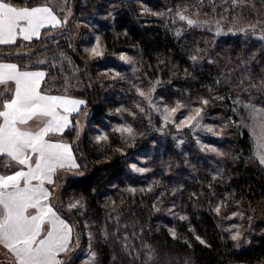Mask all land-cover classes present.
I'll use <instances>...</instances> for the list:
<instances>
[{"label":"trees","instance_id":"trees-1","mask_svg":"<svg viewBox=\"0 0 264 264\" xmlns=\"http://www.w3.org/2000/svg\"><path fill=\"white\" fill-rule=\"evenodd\" d=\"M44 1L30 0L29 5ZM52 2L61 25L42 30L31 41L0 44V64L44 70L43 92L86 102L76 117L89 115L85 135H78L75 121L62 136L72 145L78 168L59 183L52 204L77 234L60 264H76L88 244L87 224L93 228L96 264H264V168L251 154L249 133L232 130L234 138L226 146L230 157L222 162L226 167L221 175L222 160L215 154L195 152V166L188 167L171 144L159 153L164 138L146 102L151 91L165 100L206 99L212 111L227 117L231 100L237 98L264 106V0L198 4L195 10L223 25L245 22L250 27L217 40L208 31L178 22L175 14L139 17L134 1L119 9L103 34L104 55L94 60L83 53L78 25L96 0H67L71 12L57 8V0ZM153 3L148 4L159 7ZM195 4L191 0L187 6L191 10ZM126 54L137 63L135 74H127L120 64ZM114 116L129 123L133 136L117 132L102 144L87 138L95 125L107 131ZM168 147L171 154L177 153L172 165L164 161ZM138 157L148 160L145 167L150 171L132 170ZM18 168L15 161L0 156V172L11 174ZM71 197L87 205V223L79 210L67 209ZM0 264L16 263L0 249Z\"/></svg>","mask_w":264,"mask_h":264},{"label":"crops","instance_id":"crops-1","mask_svg":"<svg viewBox=\"0 0 264 264\" xmlns=\"http://www.w3.org/2000/svg\"><path fill=\"white\" fill-rule=\"evenodd\" d=\"M22 17V10L0 3V44L25 40L16 34ZM59 25L53 11L52 23L40 34ZM46 75L0 64V156L19 165L11 174L0 172V249L16 264H60L73 237L52 197L78 168L72 145L62 136L78 124L86 102L43 92Z\"/></svg>","mask_w":264,"mask_h":264},{"label":"rangeland","instance_id":"rangeland-1","mask_svg":"<svg viewBox=\"0 0 264 264\" xmlns=\"http://www.w3.org/2000/svg\"><path fill=\"white\" fill-rule=\"evenodd\" d=\"M134 1L138 2L137 12L139 17L142 15L146 20H149L150 16L164 17L171 14V16H173L175 14L178 22L187 25V27L200 29L203 32L208 31L216 40L217 38L236 35L241 31L250 29L245 22L240 24L232 23L231 26L223 25L221 20L208 18V16L204 14L205 11L199 12L198 10H195L198 4H203V0H195L197 4H195L196 6L192 5L191 10L190 7L187 6V3L191 0H187V2L183 4L175 3L174 0H96L93 9L89 13L82 15L79 21L80 24L78 25L79 28L82 29V31H80V34L82 33L81 48L83 49L84 55H86L89 60L100 59L103 57L105 52L103 34L108 27L115 22V19L119 14V9H124L126 5H129ZM149 1H153V5L159 7H151L148 4ZM29 2L30 0H0V3L8 8L23 11V17L20 18L21 21L18 23L19 27L16 30V34L23 37L25 40H31L35 37L37 38L41 29L52 23V16L55 7L52 0H45L43 4L34 6H30ZM86 2H88V0H81L82 4ZM56 6L61 10L69 9L70 12L72 11L67 0H57ZM35 8L39 9L36 10ZM155 9H157L159 13ZM25 11H28V14H25ZM68 16L69 14L66 19H69ZM26 20L29 22V25H27ZM114 58H117V56ZM120 64L125 66L124 70H126L127 74H135L137 63L129 54L121 56ZM154 89L155 88L152 90ZM148 91L150 90H143L138 93L140 96H143ZM146 98L147 106L151 109L149 115L159 123L158 134L160 137L164 138L165 144H162V149L159 150L160 154L165 151L167 145L171 144L178 154L183 157V160L186 161L188 167L195 166V154H193L195 152L199 155L215 154L217 160H222L218 165V172L220 173L219 175H221L226 167L222 162L226 159L228 160L230 157L226 146L228 145V139L234 138L232 130H235L236 132L237 130H241L242 132L244 130L249 133L250 138L253 141V149L251 153L253 158L264 168V106L237 98L231 100L230 115L227 117L226 113L224 115L222 111H212L211 101L206 99L197 102L191 101L190 99L179 100L177 98H167L165 100L159 98L155 94V91H151L150 101L148 100V95H146ZM215 99L218 102H224L219 96H216ZM88 116L80 119L77 124L78 135L80 137H83L87 130ZM105 122H107V120H105ZM131 131L132 128L129 123L127 124L122 118L114 116V119L109 120L107 131L104 127H101V125H95L89 129L87 138H90V140L96 143L102 144L110 140L108 137L110 134L119 132L123 133L124 136L127 135L130 137L133 136ZM153 147V152H155L156 145L153 144ZM169 148L170 147H168L166 151L164 161L169 162V164L172 165L177 161L175 159L177 153L171 154ZM160 156V158H163L162 155ZM170 159H173L174 161H171ZM143 162L145 163L144 165L137 166V164H142ZM147 162L148 160L146 158L138 157V163L132 166V170L136 173L150 171L148 167H145ZM208 162L212 163L210 157H208ZM212 164L214 165V163ZM58 190L59 188L56 189V193ZM67 209L79 210L85 223H87V205L84 201H81L80 198H69ZM88 219L90 220L89 217ZM92 229L93 228H90L88 224L84 229V234L88 232V244L85 249L82 250L81 254L79 253L80 251H76L80 254V257L78 256L75 258L76 260H74L76 264L97 263L98 255L94 249V235L91 234ZM72 231L73 242L77 231H74V229H72ZM79 248L81 250V244L77 246L78 250Z\"/></svg>","mask_w":264,"mask_h":264}]
</instances>
